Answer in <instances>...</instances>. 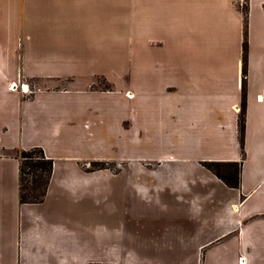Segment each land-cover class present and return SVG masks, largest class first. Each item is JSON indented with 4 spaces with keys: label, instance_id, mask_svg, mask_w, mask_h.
Wrapping results in <instances>:
<instances>
[{
    "label": "crops",
    "instance_id": "0c3cea01",
    "mask_svg": "<svg viewBox=\"0 0 264 264\" xmlns=\"http://www.w3.org/2000/svg\"><path fill=\"white\" fill-rule=\"evenodd\" d=\"M124 1L24 0V12H14L11 30L37 32L31 23L46 12L56 24L42 27L59 39L58 48L38 49L29 37L20 62L0 44V264H130V257L136 258L131 264H263L264 239L252 252L243 219L250 217L247 206L254 197L264 202V0L245 4V57L239 13L232 78L220 71L192 74L188 62L157 59H131V72L107 73L114 41L132 42L142 34L137 50L159 44L146 41L138 25V0L126 11L137 26L118 35L113 4ZM243 3L228 6L244 12ZM144 74H168L169 80L148 95L141 93ZM17 82L29 91L11 90ZM150 101L152 107L146 105ZM143 134L162 145L156 153L126 152L124 146ZM113 143L120 146L116 152ZM34 148L53 161V171L43 202L22 204L17 153ZM98 162L117 167L93 169ZM209 163H238L239 188L228 187L208 170ZM121 178L126 195L141 204L158 202L170 214L168 226L158 230L165 243L158 244L156 232L151 236L155 256L125 250L77 216L81 203L96 206L108 185Z\"/></svg>",
    "mask_w": 264,
    "mask_h": 264
},
{
    "label": "rangeland",
    "instance_id": "374dc122",
    "mask_svg": "<svg viewBox=\"0 0 264 264\" xmlns=\"http://www.w3.org/2000/svg\"><path fill=\"white\" fill-rule=\"evenodd\" d=\"M243 1L245 2L243 3L244 7L242 4L244 12H233L228 5L234 2L237 4L239 0H138V7L142 12L140 16L144 18L143 22L142 18L139 17L138 25L142 24L146 41L159 44L137 50L139 45H142V34L139 38L135 36L132 42L127 41V39L122 43L114 41L111 46L113 62L111 65L105 66L107 73L111 69L119 73L131 72L133 65L127 63L131 59H143L147 64L153 59H157L165 62L170 60L188 62L192 74L200 75L208 72L212 74L220 71V73H224L225 78H232L236 74L239 57V13L244 41L243 56L246 55L248 16L245 12L247 0H241V2ZM135 2L128 0L125 3L124 1L119 7L115 3L113 4L114 27L118 26L117 33L120 36H125L126 28L129 31L132 26H137V23L132 20L133 17L130 16L129 12H126L135 9ZM14 12H24V0H0V44L9 48L12 59L17 60L18 57L20 62L21 57L25 56L29 37H32V43L36 44L38 49L46 45L54 49L58 48L59 34L43 29L44 25L55 26L56 24L54 20L49 21L46 12H38L36 22L31 23L38 27V30L32 33H25L22 26L18 31L10 29V22L16 18ZM117 59H119L118 62ZM144 67L151 66L144 65ZM168 80V74L161 76V78L154 74L140 75L139 82L142 86L145 84L141 93L151 95L152 91H156L158 84ZM16 84L21 86L20 82ZM129 98L131 108L136 99L133 100L134 96ZM244 100L245 97L242 98L241 107L245 103ZM153 104V101H150L146 105L152 107ZM132 115L131 112V118ZM147 138L143 134L140 140H130L124 146L126 152H129L130 155L137 153L146 156L154 155L162 145ZM115 144L112 145L114 152L120 148L119 145ZM33 156L34 160H37V155ZM127 164L131 165V162H127ZM115 167H117L116 163L99 162L92 166L96 170L115 169ZM26 172L29 170L26 169ZM32 176L31 174L24 176V185L27 188L32 187ZM121 179V182H112L108 185L106 191L103 192L104 194L98 197L96 206L92 201L90 206L88 200L81 203L77 209V216L87 220V222L89 220L92 225L95 224L98 236H107L111 242H119L125 250L130 249L137 255L147 253L146 250L148 253L153 252L152 247H149L152 246L150 239L154 240L151 236H154L153 233L156 232L160 240L158 244L163 245L165 243L162 233H159L158 230L162 232V227L168 226V222L171 220L170 214L158 202L141 204L130 193L126 195L124 193L126 181L124 178ZM164 201H168V199ZM263 203L259 198L254 197L247 206L250 217L246 216L243 219V224L248 229L247 239L252 252L253 246L256 243L260 245L259 242L264 239ZM144 237L146 238L145 241L143 240ZM139 238L140 240H138ZM142 242L144 243L142 244ZM262 245L264 248V240H262ZM150 254H152L151 257L155 256L153 253ZM135 259V257H130V264L131 260ZM111 264L116 263L112 262Z\"/></svg>",
    "mask_w": 264,
    "mask_h": 264
},
{
    "label": "trees",
    "instance_id": "16d2710c",
    "mask_svg": "<svg viewBox=\"0 0 264 264\" xmlns=\"http://www.w3.org/2000/svg\"><path fill=\"white\" fill-rule=\"evenodd\" d=\"M244 111L245 103L242 104L238 123L242 146L245 131ZM33 155H37V160H34ZM18 158L20 160V202L22 204H37L43 202L53 171V161L46 158L41 148L22 151L19 153ZM206 167L228 187L234 189L239 188L241 167L238 163H209L206 164ZM26 169L29 172H26ZM30 174L33 175L32 187L27 188L24 185V176Z\"/></svg>",
    "mask_w": 264,
    "mask_h": 264
},
{
    "label": "built area",
    "instance_id": "2783aa9c",
    "mask_svg": "<svg viewBox=\"0 0 264 264\" xmlns=\"http://www.w3.org/2000/svg\"><path fill=\"white\" fill-rule=\"evenodd\" d=\"M21 87V90L23 91V92H28L29 91V88H28V85H17L16 83H12L11 85H10V89L11 90H15V89H17V88H20ZM25 87H26V89H27V91H26V89H25Z\"/></svg>",
    "mask_w": 264,
    "mask_h": 264
},
{
    "label": "bare ground",
    "instance_id": "6f19581e",
    "mask_svg": "<svg viewBox=\"0 0 264 264\" xmlns=\"http://www.w3.org/2000/svg\"><path fill=\"white\" fill-rule=\"evenodd\" d=\"M25 89H26V87H25ZM242 264V263H241Z\"/></svg>",
    "mask_w": 264,
    "mask_h": 264
}]
</instances>
